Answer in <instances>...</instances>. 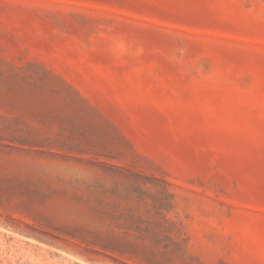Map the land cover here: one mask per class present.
I'll use <instances>...</instances> for the list:
<instances>
[{"label": "rangeland", "instance_id": "374dc122", "mask_svg": "<svg viewBox=\"0 0 264 264\" xmlns=\"http://www.w3.org/2000/svg\"><path fill=\"white\" fill-rule=\"evenodd\" d=\"M0 264H264V0H0Z\"/></svg>", "mask_w": 264, "mask_h": 264}]
</instances>
